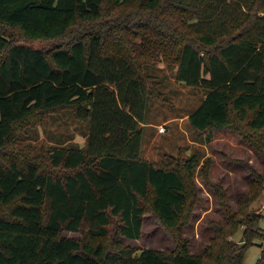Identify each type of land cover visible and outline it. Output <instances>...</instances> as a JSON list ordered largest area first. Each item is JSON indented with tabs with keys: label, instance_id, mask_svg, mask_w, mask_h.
<instances>
[{
	"label": "trees",
	"instance_id": "trees-1",
	"mask_svg": "<svg viewBox=\"0 0 264 264\" xmlns=\"http://www.w3.org/2000/svg\"><path fill=\"white\" fill-rule=\"evenodd\" d=\"M230 1L245 10L214 18L208 5L219 0H0V264H243L257 240L264 264L262 217L249 209H224L212 244L192 254L180 237L197 159L155 166L142 157L148 101L163 96L148 69L161 58L177 66V81L205 92L188 115L195 129L245 125L264 142V0ZM114 13L117 27L107 23ZM77 27L49 49L5 32L57 42ZM61 109L89 125L85 147H52L49 170L4 159L19 127ZM148 211L179 239L175 251L122 244L141 237ZM241 224L238 245L228 236Z\"/></svg>",
	"mask_w": 264,
	"mask_h": 264
},
{
	"label": "rangeland",
	"instance_id": "rangeland-1",
	"mask_svg": "<svg viewBox=\"0 0 264 264\" xmlns=\"http://www.w3.org/2000/svg\"><path fill=\"white\" fill-rule=\"evenodd\" d=\"M230 0H219L208 5V13L214 18L228 13L241 14L245 6ZM230 6V7H227ZM116 13L108 25L117 27ZM77 27L62 39L55 41H28L17 30L5 28L13 43L25 42L36 48L49 49L55 43H69L80 33ZM139 42V40H136ZM148 71L158 78V89L163 96L148 101L147 124H144L142 157L155 166L173 159L182 162L195 157L197 166L193 175L197 194L191 206L192 216L183 228L181 239L187 238L192 254L201 256L217 236L216 223L226 219L224 209L232 212L249 209L261 216L260 231L264 235V142L262 134L252 132L241 125L240 129H212L200 132L195 129L188 115L205 97L201 88L187 86L175 79L176 65H168L161 58ZM160 127L166 129L159 133ZM239 130V131H238ZM89 125L78 121L73 111L61 109L44 116L41 121L19 127L4 151L5 160L26 163L37 161L44 168L50 150L54 146L83 148ZM45 165V167H44ZM49 170V169H47ZM55 172V170H53ZM260 193L251 200L254 193ZM245 226L238 227L228 239L243 244ZM66 237L84 239L83 232H64ZM262 235V236H263ZM243 239V241H242ZM122 244L134 248L137 253L144 249L160 252L175 251L180 245L169 230L162 225L152 211L143 220L142 234L138 240L121 238ZM264 241V239H263ZM262 241L257 240L247 248L243 264H257L262 254Z\"/></svg>",
	"mask_w": 264,
	"mask_h": 264
},
{
	"label": "built area",
	"instance_id": "built-area-1",
	"mask_svg": "<svg viewBox=\"0 0 264 264\" xmlns=\"http://www.w3.org/2000/svg\"><path fill=\"white\" fill-rule=\"evenodd\" d=\"M165 131H166V129L164 127H160L159 130H158L159 133H163Z\"/></svg>",
	"mask_w": 264,
	"mask_h": 264
},
{
	"label": "crops",
	"instance_id": "crops-1",
	"mask_svg": "<svg viewBox=\"0 0 264 264\" xmlns=\"http://www.w3.org/2000/svg\"><path fill=\"white\" fill-rule=\"evenodd\" d=\"M141 126L143 127V129L145 128V127H144V126H145L144 124H142ZM144 130H145V129H144Z\"/></svg>",
	"mask_w": 264,
	"mask_h": 264
},
{
	"label": "water",
	"instance_id": "water-1",
	"mask_svg": "<svg viewBox=\"0 0 264 264\" xmlns=\"http://www.w3.org/2000/svg\"><path fill=\"white\" fill-rule=\"evenodd\" d=\"M242 241H243V239H242Z\"/></svg>",
	"mask_w": 264,
	"mask_h": 264
}]
</instances>
